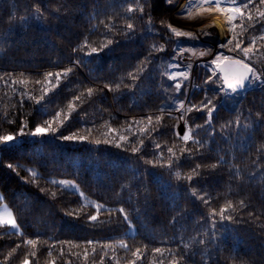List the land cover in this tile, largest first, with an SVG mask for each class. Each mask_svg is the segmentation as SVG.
<instances>
[{
  "label": "snow or ice",
  "instance_id": "snow-or-ice-1",
  "mask_svg": "<svg viewBox=\"0 0 264 264\" xmlns=\"http://www.w3.org/2000/svg\"><path fill=\"white\" fill-rule=\"evenodd\" d=\"M167 2L176 9V15L181 19L200 21L213 14L223 15L230 35L225 36L224 42L219 44V48L227 49L230 53H238L241 57L236 58L232 55H225L223 52H217L209 62L215 66L212 73L204 79L202 85H197L204 91V98L198 104L189 102L186 106L185 101L181 100L176 105L175 111L182 113L178 119L185 122L184 132L181 133L179 130L175 132V136L180 141L179 146L176 143L171 146L162 145L152 140L153 133L159 132L163 127L165 115L171 116V112L166 113L163 106L159 107L155 113L140 119L134 118L131 123L126 124L123 131L110 127L106 121L104 125L106 131L100 132L101 138H93V129L91 128L72 131L67 135L60 131L64 128L65 123L72 118L74 112H78L84 104L90 103L94 97L104 92L122 93L127 90L133 94L137 92L141 95L150 94L151 89L143 86L145 81L153 79L149 68L153 65L154 60L159 59V54L166 51L165 43L153 42L148 46L144 58L126 76H121L118 81L103 84L84 85L83 87L77 85V92L73 94L66 107L55 111L49 119L42 123L36 124L34 129H28V123L25 120L18 132L5 131L0 134V149L14 145L19 138L31 136L37 138L32 142L34 145L33 154L38 158V161H43L49 145V141L44 138L52 136L62 142L89 143L96 146L112 145L122 148L125 152H130L133 156H138L144 167L138 175L133 176V179L140 182L148 176H152L153 183L158 190L165 198L171 199L169 210L174 215L170 217L169 222L174 226L180 225L181 233L185 227L183 222L188 218L190 210L174 198L175 187L172 182H176L177 185L179 182H183L184 190L188 197L193 198V203L198 201L206 209V212L201 213L199 219L196 220L197 225H206L205 230H194L187 239L181 234L180 243L175 249L154 247L151 249L152 259L149 264H197V256H199L200 264H208L206 259L208 245H214L218 255L221 252L229 251L227 248H219L220 228L228 230L230 224L249 222L257 224L259 222V227L264 232V211L254 210L250 194L240 196V191L244 187L255 184L260 187L261 198L264 199V101L255 110L253 108L242 110V104L235 99L236 95L241 91H246L249 85L253 89L258 87L264 91V68L252 62L256 56H264V33L253 36L246 45L239 38L249 28L254 29L257 23L264 26V0H258V4L257 0H167ZM93 7L94 11L89 22L95 21V23H92L89 35L94 36L99 33L102 39L97 42L91 40L89 36H85L82 42L73 49L74 52H85L87 56L91 57L119 43L117 37L133 39L138 30L135 23L136 14L143 21L145 34L155 31V22L150 11H147L152 7L151 0H114L112 4L108 5L93 0ZM75 9L74 0H34L30 8L25 9L26 14L24 15L9 11L7 19L3 21L8 27L0 32V36L4 38L6 44L8 37L17 28L23 30L25 37L33 30H51L53 22L59 24L67 20L73 15ZM238 20L241 23L238 24ZM237 28L241 30L239 34ZM160 31L162 38L167 42H173V38H175L177 47L173 49L174 55L171 61L167 63L161 61L159 66L153 67L152 70L159 74L160 79L167 78L173 81V92L179 93L184 87V82L191 79V63L183 65L184 70H181L182 64L179 61L183 59L184 53L190 52L193 57L213 55L211 48L198 51L182 48L179 46V39L196 40L200 35L211 37L213 34L204 30L202 25L199 34H197L174 26L171 22L163 19L160 21ZM6 51L7 49L0 45V52ZM72 63L79 66L81 60L76 59ZM73 70V67L70 66L59 71H49L43 74V79L36 80L25 77L23 73L17 76L5 73L0 75V81H3L6 86L10 84L14 90H17V85L21 86L18 89L21 106L25 99L36 105H41L50 93L60 87L61 81L67 79ZM218 81L219 83H217ZM30 84L39 86L38 94L37 91L28 90ZM211 85H216V87H209ZM160 87L163 88L162 83ZM163 90L168 91L166 88ZM221 95L223 100H220ZM169 99L172 97L170 96ZM218 100H220L219 104ZM218 108H224L231 113V118L220 126V141L222 143L215 140L217 132L213 125V114L217 113ZM245 111L247 115L244 114ZM194 112L205 114L204 124L188 123L185 118ZM3 115L8 123L16 122L8 119L7 111ZM26 129L28 130L26 131ZM200 129L206 131L204 138L199 135ZM58 133L59 135H57ZM257 133H260L258 144L256 142ZM132 136H135V139H132ZM146 139L152 142L154 148L151 158L145 152ZM162 148L164 150H161ZM237 148L245 153L247 160L250 161L243 168L237 160ZM209 154L214 157L213 162H206ZM197 159L201 162H196ZM185 165H187V170H185ZM40 166L44 167L45 165L41 162ZM6 167L19 175V165L14 166L9 163ZM75 167L79 168V165ZM220 168L229 170L235 188L230 184L227 192L223 194V203L214 207L213 200L221 199V196H213L202 190L198 191L193 181L201 178L206 171H215ZM150 169L163 170L169 180H165L161 173L150 172ZM25 171L28 176L24 178V183L33 185L43 197L55 200L58 198V192L63 189H74L84 200V207L91 205L94 209L91 214H87L89 221L99 224L122 222L127 226L126 236L135 237L136 224L133 223L132 214L135 213L139 218L141 209L134 207L129 210L124 206V203H132L131 195L120 206L111 208L100 201H89L76 179L48 178L33 167L26 168ZM76 174L78 175V173ZM47 185L55 186L56 191ZM131 187V183L121 184V191L130 192ZM137 187H139V183ZM140 194L144 195L145 202H147L151 196L147 185L144 186V191ZM119 195L120 193H117V196ZM38 203L32 197L25 195L19 199L17 207L14 209L5 202V197L0 194V230H2L0 238L5 236L22 238V242L16 243L7 252L4 260H0V264H9L13 256L24 246H27L29 250L22 255L18 264H41L40 251L44 247L47 248V252L43 264H73L69 258L71 256L82 257L84 264H106V258L109 264H142L145 254L149 252L147 244L132 246L126 238L111 240L107 243L93 240H87L84 244L59 241V248H57V244H49L47 240H44V233L41 232H36L35 238H27L21 220L32 217L34 223H42V216H37ZM80 212H83V207ZM67 214H76V210ZM102 214L105 219H101ZM65 244L68 245L67 251L63 247ZM97 246H99V253ZM74 249H81V251L76 252ZM117 249L123 250L126 254L125 257L118 256ZM53 250H56V255L53 254ZM225 259L226 264H255L254 260L245 258L240 253L230 254Z\"/></svg>",
  "mask_w": 264,
  "mask_h": 264
},
{
  "label": "trees",
  "instance_id": "trees-1",
  "mask_svg": "<svg viewBox=\"0 0 264 264\" xmlns=\"http://www.w3.org/2000/svg\"><path fill=\"white\" fill-rule=\"evenodd\" d=\"M33 2L34 0H0V32L8 27L3 21L7 19L9 11L24 15L26 14L25 9H29ZM113 2L114 0H97V3L103 5L112 4ZM151 3L152 7L147 11H150L156 25L153 33H144L143 21L136 14L135 23L138 30L133 39L128 40L117 37L119 43L91 57L87 56L85 52H74L73 49L82 42L85 36H89L91 40L97 42L102 39L99 33L94 36L89 35V29L92 27V23H95V21L89 22V18L94 11L93 0H74L76 9L73 15L59 24L53 22L51 30H33L25 37L23 30L17 28L8 37L6 44L4 38L0 36V45L7 49L6 52H0V75L8 73L17 76L23 73L25 77L36 80L43 79V74L49 71H59L70 66L74 69L67 79L61 81L60 87L50 93L41 105H36L25 99L21 106L18 91L21 86L17 85V90H14L10 84L6 86L3 81H0V134L5 131L18 132L25 120L28 123V129H34L36 124L42 123L44 120L49 119L55 111L66 107L73 94L77 92V85L83 87L84 85L118 81L121 76H126L129 71L134 70V66L144 58L148 46L153 42L165 43L166 51L160 53L159 59L154 60L153 65L149 68L153 79L145 81L143 86L151 89L150 94L141 95L139 92L133 94L127 90L122 93L104 92L94 97L90 103L84 104L78 112H74L72 118L65 123L64 128L60 131L67 135L72 131L91 128L93 129V138H101L100 132L106 131V128H104L106 121L110 127L123 131L126 124L131 123L134 118L140 119L148 114L155 113L161 106L165 107L167 113L175 112L176 105L181 100L187 102V104L189 102L198 104L204 98L202 89L195 88L189 93V86L185 84L179 93H174L172 87L174 83L167 78L160 79L159 74L152 70L153 67H158L161 61L167 63L172 60L173 49L177 47V42L175 38H173V42H167L162 38L160 31V21L162 19L169 21L171 17L167 0H151ZM172 8V15L175 16V8ZM101 10L103 9L101 8ZM28 14L30 15V13ZM221 18L225 23V18ZM191 23V20L182 21L181 27L187 30L192 28ZM201 23L207 26L215 25V30L221 31L220 43L222 42L225 29L220 19H206ZM237 23L239 24L241 21L238 20ZM209 29L214 34L213 29ZM240 31L237 28L238 34ZM261 33H264V26L257 23L254 29L249 28L239 38L246 45L253 36H259ZM178 43L182 48L199 49L204 46L212 49L210 46L201 44L197 39L180 38ZM220 51L241 58L238 53H230L227 49H220ZM76 59L81 60L79 66L72 63ZM261 61H264V56H256L252 62L264 68V63H261ZM214 67L211 64L198 65L194 71L195 84L202 85L204 79L212 73ZM161 83L163 88L160 87ZM209 87L215 88L216 85ZM38 88V85H28V90L37 91ZM164 88L168 91L165 92ZM170 96L172 99H169ZM223 99L221 95L220 100ZM235 99L242 104V110L247 108L255 110L264 101V91H261L258 87L253 89L249 85L248 89L238 93ZM220 100L217 101L218 104ZM233 106L235 107V105ZM5 111L9 113L8 119L15 120V123L10 124L7 122L3 115ZM244 114L247 115V112L245 111ZM205 118L204 113L194 112L189 114L186 120L190 124H204ZM229 118H231V113L224 108H218L217 113L213 114V125L217 132L216 141L222 143L220 141V126ZM178 124L179 120L176 116L166 114L163 127L160 128L159 132L153 133L152 140L162 145L171 146L176 143L179 146L180 141L175 136ZM199 135L204 138L206 136L205 129H200ZM259 138L260 133H257V144L260 142ZM35 139L37 138L31 136L22 137V141L0 149V191L5 197V202L14 209L17 207L19 199H22L25 195L39 202L37 216H42V223H34L32 217L21 220L27 238H35V233L41 232L44 233L43 239L47 240L49 244H57V248L60 247L59 241L84 244L87 240H93L107 243L111 240L126 238L132 246L148 245L149 252L145 254L142 264H149L152 259L151 249L154 247H171L175 249L180 243L179 237L181 234L187 239L188 236L193 234L194 230H205L206 225H197L196 220L199 219L201 213L206 212V209L198 201L193 203V198L188 197L184 190L183 182H179L178 185L176 182H172L175 187L174 198L190 210L188 218L183 222L185 225L183 233H181L180 225L174 226L169 222L170 217L174 215L169 210L171 199L165 198L158 190L155 183H153L152 176H148L140 182L133 179V176L138 175L144 167L138 156H133L130 152H125L122 148H116L112 145L101 144L96 146L89 143L62 142L56 140L55 137L48 136L44 138L49 141L46 157L43 161H38V158L33 154L34 145L32 142ZM132 139H135V136H132ZM153 151L152 142L146 139L145 152L149 158H151ZM236 156L242 168L245 164L250 163L245 153L240 151L239 148H237ZM213 161L214 157L209 154L206 162ZM41 162L44 163V167L40 166ZM196 162L201 161L197 159ZM9 163L20 166L18 169L19 175L6 167ZM76 165H79V168L75 167ZM29 167L37 168L48 178L76 179L81 190L89 199L106 203L111 208L120 206L131 195L133 197L132 203H124V206L129 210L134 207L141 209L139 218L135 213L132 214L133 223L136 224L135 237L126 236L127 226L122 222L99 224L98 222L89 221L87 214H91L94 209L91 205L84 207L82 198L74 191L63 189L58 192V198L55 200L43 197L33 185L24 183V178L28 176L25 169ZM185 170H187V165H185ZM150 172L161 173L165 180H169L163 170L150 169ZM127 183L132 184L130 192H122L121 184ZM138 183L139 187H137ZM193 184L198 191L202 190L213 196H221V199L213 200L214 207H218L223 203V194L227 192L230 184L235 188L227 168L206 171L201 178L193 181ZM145 185L151 192L147 202H145L144 195L140 194L143 193ZM47 186L56 191L55 186ZM117 193H120V195L117 196ZM245 194H250L254 210L264 211V199L261 198L260 187L255 184L246 186L240 191V196ZM82 207L83 212H80ZM73 210H76V214H67L73 212ZM101 219H105L103 214ZM0 235H2V230H0ZM21 242L22 238L18 236L0 238V260H4L7 252L16 243ZM218 243L220 249L227 248L229 251L221 252L218 255L217 248L214 245H208V256L206 257L208 264H226L225 258L235 253H240L245 258H251L255 261V264H264V232L261 231L259 222L257 224L251 222L230 224L228 230L220 228ZM63 247L65 251L68 250L67 244ZM28 250L27 246H24L13 256L9 264H18L19 259ZM97 250L99 253V246H97ZM74 251L79 252L81 249H74ZM46 252V247L40 251L41 264H43L46 257ZM53 254L56 255V250H53ZM117 254L120 257L126 255L120 249H117ZM69 258L73 261V264H84L82 257L71 256ZM196 262L200 264L199 256L196 257ZM106 264H109L107 258Z\"/></svg>",
  "mask_w": 264,
  "mask_h": 264
},
{
  "label": "rangeland",
  "instance_id": "rangeland-1",
  "mask_svg": "<svg viewBox=\"0 0 264 264\" xmlns=\"http://www.w3.org/2000/svg\"><path fill=\"white\" fill-rule=\"evenodd\" d=\"M168 5H169V3H168ZM170 6V5H169ZM172 6H170V11H171V17H170V20H169V22H171L174 26H177V27H181V22L182 21H189V20H186V19H181V18H179V17H177V15H175V16H173L172 15ZM175 14H176V9H175ZM221 17H223V15H220V14H213V15H210V16H206L203 20H206V19H211V18H218V19H220L221 20V22L223 23V25H224V29H225V35H224V37H223V40H222V42H224V39H225V36H227V34L229 33H227V27H226V25H225V23H224V21L222 20V18ZM224 18V17H223ZM203 20H200V21H193V20H191L192 21V23H191V26H192V28H188L187 30H190V31H193L194 33H197V34H199V32H200V29H201V25L203 26V28H204V30H206V31H210V29L209 28H211V29H213L212 31H213V35L214 36H211V37H205V36H202V35H200L199 36V38L197 39L198 40V42H200L201 44H204V45H207V46H210V47H212V53H213V55H206V56H204V57H193V56H191V53L190 52H185L184 53V57H183V59H184V61H185V64H188V63H191V62H194V63H191V65H192V69H191V75H192V78L190 79V81H185V82H187V83H189L190 85H191V88L193 87V74L192 73H194V71H195V67L198 65V64H210L209 62H210V60L211 59H213L214 58V55L217 53V52H223V51H220V49L221 48H219V43H220V40H221V31H218V30H215V28H214V26H207V25H203L201 22L203 21ZM182 29H184V30H186L185 28H183V27H181ZM229 35H230V33H229ZM228 35V36H229ZM221 42V43H222ZM209 47H204V46H202V47H200L199 49H194V50H206V49H208ZM191 49H193V48H191ZM225 55H228L227 53H225V52H223ZM196 87V86H195ZM189 92H191V89H189ZM186 103V106H187V102H185ZM179 113H181V112H177V111H175V112H171V114L172 115H174V116H176L177 118L178 117H180V115L178 116V114ZM186 119V118H185ZM179 120V124H178V128H177V130H179L181 133H183L184 132V130H185V122H184V120H181V119H178ZM33 138V137H32ZM20 141H22V138H19L18 139V141L17 142H15V143H18V142H20ZM69 190H71V191H74V192H76L74 189H69ZM76 193H78V192H76ZM0 194H2L1 193V191H0ZM88 198V197H87ZM83 200V199H82ZM88 200L89 201H92L91 199H89L88 198ZM83 202H84V200H83Z\"/></svg>",
  "mask_w": 264,
  "mask_h": 264
},
{
  "label": "built area",
  "instance_id": "built-area-1",
  "mask_svg": "<svg viewBox=\"0 0 264 264\" xmlns=\"http://www.w3.org/2000/svg\"><path fill=\"white\" fill-rule=\"evenodd\" d=\"M183 60H184V59H183ZM191 63H194V62H191ZM191 78H192V75H191ZM179 115L181 116V115H182V113H179V114H178V116H179Z\"/></svg>",
  "mask_w": 264,
  "mask_h": 264
},
{
  "label": "water",
  "instance_id": "water-1",
  "mask_svg": "<svg viewBox=\"0 0 264 264\" xmlns=\"http://www.w3.org/2000/svg\"><path fill=\"white\" fill-rule=\"evenodd\" d=\"M241 92H243V91H241Z\"/></svg>",
  "mask_w": 264,
  "mask_h": 264
}]
</instances>
